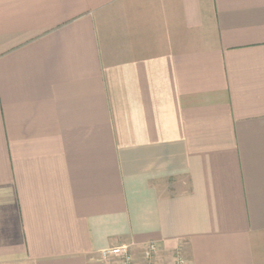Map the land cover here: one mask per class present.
Returning a JSON list of instances; mask_svg holds the SVG:
<instances>
[{"label": "crops", "instance_id": "obj_1", "mask_svg": "<svg viewBox=\"0 0 264 264\" xmlns=\"http://www.w3.org/2000/svg\"><path fill=\"white\" fill-rule=\"evenodd\" d=\"M264 264V0H0V264Z\"/></svg>", "mask_w": 264, "mask_h": 264}, {"label": "built area", "instance_id": "obj_2", "mask_svg": "<svg viewBox=\"0 0 264 264\" xmlns=\"http://www.w3.org/2000/svg\"><path fill=\"white\" fill-rule=\"evenodd\" d=\"M156 250V245L154 242H149L146 245V249L144 251V258L148 260V264H154L152 263V257L154 255V252ZM102 255L104 257L112 256L120 260L121 264H135L134 258L132 254L129 252V245H117L110 247L108 249H105L102 251ZM175 264H186L185 259L182 255L177 254L175 257Z\"/></svg>", "mask_w": 264, "mask_h": 264}]
</instances>
